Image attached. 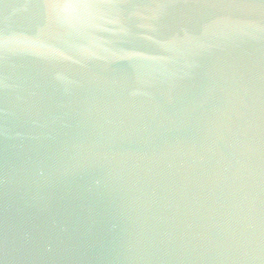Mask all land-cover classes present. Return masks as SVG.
<instances>
[{
	"label": "water",
	"instance_id": "water-1",
	"mask_svg": "<svg viewBox=\"0 0 264 264\" xmlns=\"http://www.w3.org/2000/svg\"><path fill=\"white\" fill-rule=\"evenodd\" d=\"M0 264H264V0H0Z\"/></svg>",
	"mask_w": 264,
	"mask_h": 264
}]
</instances>
